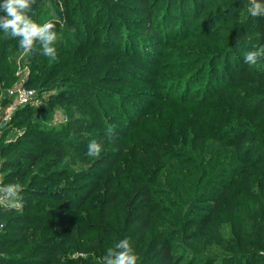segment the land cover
<instances>
[{
	"label": "rangeland",
	"instance_id": "rangeland-1",
	"mask_svg": "<svg viewBox=\"0 0 264 264\" xmlns=\"http://www.w3.org/2000/svg\"><path fill=\"white\" fill-rule=\"evenodd\" d=\"M41 3L35 18L39 24H54L57 49L67 45L77 63L71 66L67 55L56 62L45 56L36 59L41 55L37 47L31 65L29 54L20 50L14 56L11 84L3 89L0 83V147L16 145L7 154L0 152V185H7L4 179L10 172L26 174L13 182L21 185L23 198V208L15 215L107 219V202L116 199L125 217L134 212L133 191L143 187L160 207L153 214L160 219L157 227L161 229L163 221L165 231L176 236L173 246L179 264H224L238 248L239 238L249 254L257 253L241 264L264 263L259 260L264 257V191L253 178L243 184L237 177L229 184L234 160L223 167L222 161L231 156V148L226 141H217L224 126L202 128L193 116L198 108L183 104V98L197 104L208 92L227 88L235 74L234 58L215 62L214 55L239 56L264 45V22L248 15L249 0H205L207 8L201 13L195 0H149L148 32L146 17L133 8L132 0ZM244 26L248 39L235 49L236 32ZM42 59H47L44 66ZM244 64L243 59L240 68ZM215 69H225L227 80L225 74L215 75ZM43 70L51 75L42 84H27L32 73L42 75ZM19 87L33 95L26 104L15 106L13 93ZM85 89L90 93H78ZM228 91L234 97L241 92ZM75 119L83 126L80 133L71 128ZM109 125L118 134L115 142L105 139ZM93 139L103 145L98 158L86 155ZM58 141L64 144V155L56 166H48L53 160L49 154L28 171L18 167L2 171L6 161L16 163L32 144L44 152L47 143ZM114 156V166L105 167ZM83 173L93 177L86 181L71 177ZM255 173L264 179L260 171ZM84 185L96 187L82 196V203L70 199L73 188ZM201 186L203 193L196 194ZM225 186L242 195L232 201V210L221 194ZM7 238L0 224V243ZM17 247L0 255L9 257Z\"/></svg>",
	"mask_w": 264,
	"mask_h": 264
},
{
	"label": "trees",
	"instance_id": "trees-1",
	"mask_svg": "<svg viewBox=\"0 0 264 264\" xmlns=\"http://www.w3.org/2000/svg\"><path fill=\"white\" fill-rule=\"evenodd\" d=\"M41 2L42 0H36L30 13L31 18L37 23L38 19L35 18L34 14L42 4ZM261 2H264V0H261ZM195 3L197 7L199 6L200 13L207 8L205 0H195ZM131 4L134 9L139 11V15L146 17L144 32L151 31L149 27L150 22H148L151 14L150 11L152 10L149 6V0H132ZM2 14L0 13V15ZM261 18L264 22V16H261ZM186 20L190 21L188 17ZM247 29V26H244L236 32L235 49L239 48L238 46L242 40L248 39L245 32ZM18 51H20L18 41L5 40L1 32L0 83L3 85V89L11 84V76L15 68L14 56ZM34 53L33 55H29L31 65L35 64V60L33 59L37 54L36 52ZM60 55L69 56L67 60L68 62L72 61L71 66L77 63L74 57L77 55H71V51L67 45L61 51L58 50V57ZM226 57L234 58L235 67V74L228 81L227 88H219L208 92L202 99L197 100L200 101L197 103L198 106L194 104L195 99L193 98L190 102L187 101V98H183V104L198 108L193 116L198 117V122H202V128L208 124H215L217 127L224 126L217 141H226L225 145L231 148V156H225L222 161L223 167L226 161L230 159L234 160L233 164L235 165L232 168L234 178L229 184L233 185L237 177H239L237 183L243 184L250 183L251 178H253L259 182L264 191V179H262L261 175L255 173L257 170L264 175V59L258 60L257 65L250 66L244 64L242 68H240V64L243 62L244 55H214L212 59L216 62ZM41 58H43L42 54L38 55L36 59ZM42 60L43 66L47 64V59ZM35 66L38 65L33 66L37 68ZM214 72L215 75L220 74L223 76L225 74L223 79L224 81L227 80L225 69L220 71L215 69ZM49 75L51 73L46 70H43L42 75L32 73L30 75L31 79L30 81L28 80L27 84L34 82L42 84ZM235 88L241 91L238 97H234L228 91ZM85 92L90 93L86 89L78 93L86 94ZM221 110L222 113H218ZM205 114L215 115V119L206 118ZM82 127L77 119L71 121L73 132L80 133ZM121 133L125 134L124 132ZM214 137L216 135H209V138ZM116 145L119 144L116 143ZM15 147L16 145L9 146L4 144L1 145L0 152L7 154ZM32 147L30 150L22 151L16 163L9 160L6 161L2 167V171L4 172L6 167H18L28 171L36 166L45 155L49 154L53 156V160L48 163V166L52 168L56 166L57 162H60L64 155V144L60 141L52 146L47 143L44 152L39 151V145L32 144ZM201 156L203 155H199V157ZM204 157H207L208 160L212 158L211 156ZM115 158V156L108 158L105 161V167L111 168L114 166L116 162ZM200 164H202V161L198 163V165ZM25 175L18 177L16 173L10 172L6 175L4 184L13 183L17 179L22 180ZM71 177L86 181L93 176L89 173H83L79 177L75 175H71ZM9 178H11L10 181H8ZM61 178L63 177L61 176ZM47 182L45 181L44 183ZM197 184L199 185L200 182L198 181ZM84 186L74 187L70 192V199L82 203V196L84 198L87 197L96 187L94 185L95 187L92 186L93 188L90 190L87 185ZM202 188L203 186L197 187L195 193L202 194ZM133 193L136 197L133 214H126L124 217L122 215L123 211L120 209V205L116 202V199H111L106 205L107 215L109 216L107 219L106 217H53L50 214L37 217L32 215H15L20 210H7L5 207H0V224L8 237L1 241L0 251L18 246L16 251L9 257L0 255V264H98L99 258L105 254L106 249L124 238H128L131 246L134 248L138 256V264H179L180 262L177 261L173 246V240L176 236L165 231L163 221H161L163 227L161 229L158 228L157 224L160 223V219L153 217L154 212L159 211L160 207L152 202L151 191L142 187L138 191H133ZM221 194L225 199L227 208L231 210L234 208L232 201L242 196L240 191H231L229 186L223 187ZM3 222L4 224H2ZM108 222L111 223L107 227H99L100 224ZM93 234H96L97 237L88 239L89 237L92 238ZM88 241H90V244H88ZM247 248L246 243L239 238L238 248L232 249L224 264H241L244 259H255L254 256L257 253L252 252L249 254ZM76 254L77 257H75ZM259 258L260 261H264V257Z\"/></svg>",
	"mask_w": 264,
	"mask_h": 264
},
{
	"label": "clouds",
	"instance_id": "clouds-1",
	"mask_svg": "<svg viewBox=\"0 0 264 264\" xmlns=\"http://www.w3.org/2000/svg\"><path fill=\"white\" fill-rule=\"evenodd\" d=\"M36 0H2L0 2V32L5 40H17L18 47L24 53L31 55L39 49L40 54L55 61L58 59V33L51 22L39 24L35 22L30 13ZM251 17L264 16V2L249 0L247 9ZM264 59V45L244 54V63L256 65L258 60ZM118 134L113 125H109L105 139L115 142ZM103 150L101 142L93 139L87 146L88 157L98 158ZM21 185L12 183L0 185V200L7 210H21L23 198L20 195ZM98 264H138V256L131 246L128 238L116 242L106 249L105 254L99 258Z\"/></svg>",
	"mask_w": 264,
	"mask_h": 264
},
{
	"label": "built area",
	"instance_id": "built-area-1",
	"mask_svg": "<svg viewBox=\"0 0 264 264\" xmlns=\"http://www.w3.org/2000/svg\"><path fill=\"white\" fill-rule=\"evenodd\" d=\"M15 96V106H21L26 104L33 95V91L24 87H19L13 93ZM3 200H0V207L3 206Z\"/></svg>",
	"mask_w": 264,
	"mask_h": 264
}]
</instances>
